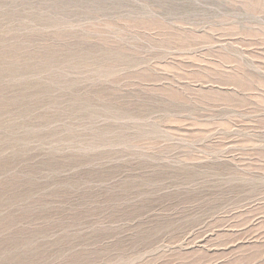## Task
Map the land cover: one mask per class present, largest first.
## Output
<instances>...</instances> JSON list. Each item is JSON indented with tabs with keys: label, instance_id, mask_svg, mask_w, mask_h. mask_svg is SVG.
Listing matches in <instances>:
<instances>
[{
	"label": "rangeland",
	"instance_id": "obj_1",
	"mask_svg": "<svg viewBox=\"0 0 264 264\" xmlns=\"http://www.w3.org/2000/svg\"><path fill=\"white\" fill-rule=\"evenodd\" d=\"M0 264H264V0H0Z\"/></svg>",
	"mask_w": 264,
	"mask_h": 264
}]
</instances>
